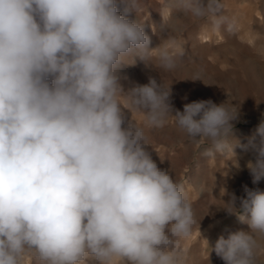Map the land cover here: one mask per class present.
Masks as SVG:
<instances>
[{
	"label": "clouds",
	"instance_id": "1",
	"mask_svg": "<svg viewBox=\"0 0 264 264\" xmlns=\"http://www.w3.org/2000/svg\"><path fill=\"white\" fill-rule=\"evenodd\" d=\"M119 2L123 13L117 0H0V264H21L28 251L39 264H185L181 241L190 237L195 213L182 186L146 150L143 129L131 121L122 127L121 96L149 126L175 116L194 145L211 144L206 156L251 150L252 184L264 180V119L258 143L252 137L233 145L235 103L198 100L180 111L171 87L152 76L123 88L129 55L145 67L154 56L171 71L183 50L175 39L150 47L145 24L128 18L139 0ZM164 7L215 28L236 26L222 0H166ZM223 191L226 212L251 231L220 235L211 251L224 264H257L264 191Z\"/></svg>",
	"mask_w": 264,
	"mask_h": 264
},
{
	"label": "rangeland",
	"instance_id": "2",
	"mask_svg": "<svg viewBox=\"0 0 264 264\" xmlns=\"http://www.w3.org/2000/svg\"><path fill=\"white\" fill-rule=\"evenodd\" d=\"M139 2V11L128 18L145 24L150 47L175 39L182 46L183 55L177 58V66L171 71L159 67L154 56L151 67H145L139 58L135 62L134 54L129 55L125 58L128 66L120 72L121 77H127L120 81L123 88L146 84L152 76L166 88L171 87V103L180 111L184 104L198 100L210 99L216 104L233 102L240 115L233 122L231 143L234 145L238 140L247 144L252 137L258 143L257 127L264 119V0H222L223 15L235 21L232 31L227 25L215 28L207 18L196 20L178 10L167 9L166 0ZM117 7L123 13L124 5L119 0ZM197 75L201 80H193ZM120 100L126 108H122L125 116L122 127L131 121L143 129L146 150L158 167L168 170L174 182L182 186L195 213L197 223L190 237L181 241L186 249L185 264H224L211 251L219 236L227 238L231 232L251 229L226 212L229 196L224 195L223 188L237 197L245 195L244 185L264 191V180L253 185L246 168L247 162L254 159L253 152L236 147V157L231 152L206 156L204 152L211 144L205 141L200 146L194 145L178 128L175 116L170 114L162 126H149L143 112L128 111L125 98L121 96ZM236 160L239 169L234 166ZM21 264L39 261L28 251ZM257 264H264V255L258 256Z\"/></svg>",
	"mask_w": 264,
	"mask_h": 264
}]
</instances>
